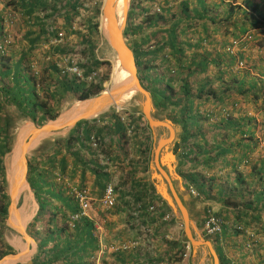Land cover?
Wrapping results in <instances>:
<instances>
[{
	"label": "trees",
	"instance_id": "trees-1",
	"mask_svg": "<svg viewBox=\"0 0 264 264\" xmlns=\"http://www.w3.org/2000/svg\"><path fill=\"white\" fill-rule=\"evenodd\" d=\"M0 3L2 45L7 34L2 16L12 0H0ZM100 5L98 0L95 23L93 13L89 21L82 23L85 26L75 32L74 45H55L53 52L40 56L77 57L80 78L68 72L60 74L53 62L48 78L44 76L46 66L44 73H35L34 61L43 52L37 50L40 43L55 37L59 30L45 33L48 30L40 24L39 30L23 34L28 38L35 32L29 37L28 46L21 42L15 46L12 41L6 49L0 47V218L3 222L10 202L2 168L7 151L3 110L6 105L15 106L26 119L41 126L58 115L65 94L82 100L103 89L111 68L109 61L96 55ZM63 30L67 33V29ZM246 33L264 48V0H131L125 28V34L132 38L128 44L142 85L150 90L157 110L171 109L170 118L181 125L180 171L187 186L192 185L199 196L226 207L227 215L220 214L225 223L221 240L215 237L222 264H250L252 259L256 264H264V149L256 156L252 153L264 141V53L253 55L251 50L242 49L248 41L243 39ZM44 35L47 37L42 39ZM234 39L240 41V47L232 53L228 48ZM206 105L214 108L205 113ZM113 117L118 118V114L114 113ZM83 123L88 124L82 121L77 127ZM146 127L135 129V145L144 152L143 170L151 149L149 134L144 132ZM92 128L88 124L85 139ZM141 130L143 135L138 138ZM72 135L68 143L75 139ZM58 142L46 154L29 158L27 179L39 205L27 227L38 243L31 264H92L91 257L98 248L92 234L93 221L85 215L71 220L79 212L78 206L55 181L58 165H66L65 158L58 157L61 153ZM104 181V171L99 170L96 183L102 187ZM150 189L153 193L154 188ZM169 242H166L169 250H179L174 251L172 259L177 262L185 246L181 242ZM221 247L226 250L227 258ZM14 252L0 235V258ZM101 264L107 261L104 259Z\"/></svg>",
	"mask_w": 264,
	"mask_h": 264
},
{
	"label": "crops",
	"instance_id": "crops-1",
	"mask_svg": "<svg viewBox=\"0 0 264 264\" xmlns=\"http://www.w3.org/2000/svg\"><path fill=\"white\" fill-rule=\"evenodd\" d=\"M70 4H76V6L71 7ZM0 5L2 4L0 3ZM94 11L93 0H12V3L7 7V12L10 14L13 13L14 20L9 24L8 32L14 44H17L15 46L20 45V42L22 45L28 46L30 44L29 37L33 36L35 32L33 35H29L28 38L27 36H23V34L27 31L39 30L41 27L40 24H42L44 29L48 30L45 33L49 32V30L51 33L53 29L59 31L67 29L68 36H65L61 40V44L69 43V45H74L77 41L75 37L76 25L78 24V29L85 26L82 23L87 22V19L89 21L90 15ZM44 37L47 36L44 35L42 39ZM49 41L50 38L40 43V47L37 50L43 52L37 54L38 62L43 61V56H40L45 52H53L57 48L49 47ZM44 46L46 47L43 48ZM124 96L125 94L120 97L123 98ZM115 104L119 107L117 101ZM86 122L93 126L92 130L89 131L87 139L85 137L87 135L86 127L88 124L84 123L81 124L78 130L75 129L76 132L81 133L80 135L76 136L72 133L75 139L71 143H68L70 131L56 136L57 139H60L58 140L57 147L59 150L61 148V153L58 154V157H64L66 163L63 166L60 164L62 168L58 165L59 169L57 168L56 174L61 175L62 179L69 182L70 185L86 186L95 195L102 193V188L106 181L109 179L114 181L117 194L116 204L110 210L97 211L102 216V221H104L102 229L98 232V237L102 241H122L139 237L142 241L141 247L134 252L108 255L103 259L107 261V264H192L194 258L198 256L199 247L202 245L197 247L193 246L189 238L185 235L184 223L180 222L178 218L174 221V224L160 223L157 219L160 217V213L163 212L162 210L157 216H151L150 214L146 215L143 210L137 209L143 201L139 199L140 192L142 193L140 190L142 184L143 186L145 184H152L155 190L158 188V185L162 184L166 189L168 188L170 194L169 186H171L176 193L179 192L181 194L183 192L185 197L182 200L187 206L190 215L195 220L196 226L198 225L200 227L202 223V211L200 213L201 215L199 214L197 217L192 215V210L189 209L187 200L190 199L196 202V199L190 196L189 193L187 194L185 181L180 175V172H178L177 168H174L172 172L176 177L165 166L152 168L153 163L150 160L151 154L149 156L148 166L143 171L139 161L141 157L135 151L136 139L134 136L120 138V135L117 133L119 131L122 132V124L119 121L113 125L109 124L107 127H101L103 125L94 122V120ZM94 133L101 143L100 148H93L89 142L90 135ZM153 134H155V131L151 129V136L154 140L155 135ZM55 135L50 136L51 139ZM123 135L125 134L123 133ZM170 150L172 153L174 152L172 148ZM179 152L180 150L176 154ZM159 168L162 169V172ZM99 170L104 171L105 176L102 187L96 183ZM212 200L197 202V205L203 204L206 205L204 207H209V204H211L213 208H217L220 214L226 216V207L217 201L210 203ZM166 208L170 209L168 205ZM170 211L173 212L171 209ZM95 217H97V214ZM191 230L193 239L199 240L201 238V229L193 227ZM195 230L197 233H195ZM161 236L162 240L160 239ZM163 236H168V240H164ZM185 239L188 241L190 248L188 251L186 250V254L182 255L179 261L174 262V251L179 250L173 248L169 250L167 248L169 245L166 242H183ZM23 248H25V245H23ZM212 248L214 251H217V255L220 258L218 250H215L213 246ZM221 248L224 249V247ZM225 251L224 249L222 253L227 258ZM209 253L211 254V252ZM250 264H256L255 260L252 259Z\"/></svg>",
	"mask_w": 264,
	"mask_h": 264
},
{
	"label": "water",
	"instance_id": "water-1",
	"mask_svg": "<svg viewBox=\"0 0 264 264\" xmlns=\"http://www.w3.org/2000/svg\"><path fill=\"white\" fill-rule=\"evenodd\" d=\"M124 18L127 17V9L129 7L130 0H124ZM116 0H102V6L100 9V22L99 32L101 35L102 42H105L110 46L112 51L115 53L119 66L127 73V75L121 80L113 83L107 89L98 92L95 95L89 96L88 98L78 100L69 107L67 110L60 112L54 119H50L37 127L34 123H27L21 128H18L14 133L12 139L6 142L7 152L4 156V170L6 180V190L9 196L10 202L7 207V218L6 225L14 231L24 233L23 236L26 238L28 245L32 244L34 247L33 252L30 256H33L37 251V242L34 238L27 234L26 228L28 223L34 217L32 216L25 219V211L18 210L17 204L24 192H27L28 197L35 203L34 193L31 185L27 180L28 162L27 156L34 155L36 149L40 146L42 141L49 138L56 133H65L72 129L79 121L87 120L95 117L101 113L107 111L123 94L134 92L141 97V109L144 116L148 120L150 127H156L158 125L168 126L170 133L167 139H162L158 142L155 148V155L164 150V153L160 156V159H156L154 163L157 167L161 165L167 167L173 175L174 169L173 161H175L174 154L171 151H167V148L171 141L174 139V133L171 130L170 123L166 121H159L153 119L151 116L155 111L152 103L150 93L142 86L138 78V68L135 60L133 51L127 44V37L125 34L126 19L122 21L118 20L114 11ZM157 154V155H158ZM168 154L169 158H165ZM7 159L11 160L9 166H7ZM162 172V169L159 168ZM176 176V175H175ZM177 177V176H176ZM171 194L168 192L166 187L162 184L158 185L157 191L167 202L169 208L177 214L184 223L185 235L189 238L194 247L199 245H205L210 250L214 264H217V255L212 248L210 242L200 238L195 240L192 237L193 224L190 218V214L180 195L176 193L173 187L169 186ZM36 209H38L36 207ZM37 211V210H35ZM25 230V232H24ZM23 245H25L23 243ZM21 245L15 253H9L0 258V264H23L28 257H24L22 254ZM32 249V248H30ZM31 259V257H30Z\"/></svg>",
	"mask_w": 264,
	"mask_h": 264
},
{
	"label": "clouds",
	"instance_id": "clouds-1",
	"mask_svg": "<svg viewBox=\"0 0 264 264\" xmlns=\"http://www.w3.org/2000/svg\"><path fill=\"white\" fill-rule=\"evenodd\" d=\"M238 1H241V0H238ZM93 2H94V9H96V5H97V3H98V0H93ZM130 5H131V0L129 1V7H128V10H127V15H128V11H129V8H130ZM101 6H102V0H101V5H100V8H99V11H100V9H101ZM94 13V12H93ZM12 16L14 17V15H13V13H8L7 12V9H6V11L4 12V14H3V16H2V21H3V24H4V29H5V31H6V35H9L10 36V34H9V30H8V27H9V24L11 23V21H13L14 20V18L11 20V18H12ZM93 17V19H92V22L93 23H95V21H96V12L94 13V15L92 16ZM126 18H128V16L126 17ZM10 21V23H8ZM99 22H100V13H99V17H98V32H99ZM126 23H127V20H126ZM125 28H126V26H125ZM81 29H78V24L76 25V28H75V31L76 32H78V31H80ZM60 31H63L64 32V37L65 36H68L67 35V33H66V31L65 30H60ZM125 31V30H124ZM57 35V34H56ZM56 37V36H55ZM55 37H53V38H55ZM63 37V38H64ZM126 37H127V35H126ZM11 38V37H10ZM53 38H51V39H53ZM50 39V40H51ZM243 39H246V40H248L244 45H242V49L243 50H245V49H247V50H251V54H253V55H257L258 53H260V52H262V53H264V48H260L259 47V45H258V43H256L253 39H251V36L248 34V33H246V34H244V36H243ZM12 40V39H11ZM12 42V41H11ZM62 43H63V41H62ZM98 43H100V47H101V45H102V43H105V42H102V39H101V35H100V32H99V40H98ZM3 44H4V42H3ZM61 44V41L58 43V44H56V45H60ZM106 44V43H105ZM127 44H128V39H127ZM8 45H10V44H8ZM8 45L5 47V49L8 47ZM107 45V44H106ZM1 46V45H0ZM49 46V45H48ZM47 46V47H48ZM51 46H55V45H51ZM51 46H49V47H51ZM128 46H129V44H128ZM97 47H98V44H97ZM97 47H96V49H97ZM108 47H109V50L111 51V52H113L112 51V49L110 48V46L108 45ZM130 47V46H129ZM240 47V41L239 40H236V39H234V40H232V42H231V45H230V47L228 48V50L230 51V52H232V53H235L236 52V50L238 49ZM43 48H45V46L43 47ZM213 48H215V47H213ZM131 49V48H130ZM215 49H217V48H215ZM132 50V49H131ZM114 53V52H113ZM262 53H260V54H262ZM108 54H109V52H108ZM97 55V54H96ZM46 57V56H45ZM43 58V61L42 62H38L37 61V58H36V60L34 61V64H35V73L37 72L38 74L40 73H42L43 72V66H46L47 67V70H46V73H49V69L51 68V64H52V61L50 60H47L46 58ZM48 57V56H47ZM55 57H58V59H60V65H57L56 63H54L53 62V64L55 65V66H57L58 67V69H60V71L62 72V73H60V74H64V72H68V73H70V74H72V72H70L69 70H67V68L68 67H70L69 66V60L72 58V57H67V56H64V57H59V56H55ZM98 57V56H97ZM99 58V57H98ZM72 59H75L76 61H77V64H78V59H77V57H73ZM99 59H101V60H107V61H109L110 62V58L109 59H103V58H99ZM136 60V59H135ZM38 63H40L41 65L39 66L38 65ZM137 64V63H136ZM239 66L240 65H242V63L240 62L239 64H238ZM79 66V65H78ZM41 67V68H40ZM80 68V67H79ZM137 68H138V65H137ZM112 69V68H111ZM39 71V72H38ZM138 71V70H137ZM73 75V74H72ZM110 75H111V71H110ZM110 75H109V77H110ZM94 75H92V77H93ZM51 78H53V80H55V81H59L58 80V77H56V76H52ZM138 78H139V80H140V82H141V79H140V74H139V72H138ZM57 79V80H56ZM89 79H91V78H89ZM109 79V78H108ZM109 80H107V81H105L104 82V85H103V89L102 90H104L105 88H106V84H107V82H108ZM141 84H142V82H141ZM143 86V85H142ZM144 87V86H143ZM145 88V87H144ZM149 93H150V95H151V98H152V103H153V106H154V108H155V111L153 112V114H152V118L153 119H156V120H159V121H161V122H163V121H166V122H168V123H170V126L173 128V130H174V128H175V130L176 131H174V139L171 141V143L169 144V146H168V150L167 151H171L170 150V148H172V145L174 144V146H177L178 147V149L177 150H175V149H173V154H174V157L176 156V158H175V161H173V166H174V168H177V170L180 168V166H181V159H180V153H181V148H180V146L178 145V140H179V137H180V134H181V130H182V128H181V125L178 123V122H176V121H174L172 118H170V116H169V112H171V109H169V110H167V111H161V112H163L164 114H165V117H161V116H159L158 114L160 113V111H158L157 110V108L155 107V105H154V100H153V97H152V94H151V92H150V90H148L147 88H145ZM101 90V91H102ZM65 95H70L69 93L68 94H65ZM95 95V94H94ZM73 99H75L74 97H73V95H70ZM92 96V95H91ZM134 96L135 97H139V98H141L138 94H134ZM88 98V97H87ZM142 100V99H141ZM141 100L139 101V107H137V108H134V106H131L132 107V109H130L129 108V105H126V106H124V107H116L115 105H112L107 111H105L104 113H101V114H99V115H96L95 117H93V118H90V119H87V120H81V121H79L78 123H80V122H82V121H89V120H94V122H96V123H98V124H102L103 126H101V127H107V126H109V124L111 125H113L114 123H116L117 121H119L121 124V128H122V132H120L119 131V135H120V138L122 139L123 137H126V138H129V137H131V136H134L135 137V129H136V127H146L147 128V130L146 131H144L145 132V134H149V138H150V143H151V149H150V151H149V153L147 154V158L145 159L146 161V165H145V167H147L148 166V160H149V156H150V153H151V151H152V141H153V139H152V136H151V129H153L154 131H156L157 129H167V131H168V135H165V136H162V137H159V140H158V142L160 141V140H162V139H167L168 138V136H169V133H170V129H169V127L168 126H164V125H158V126H156V127H150L149 126V124H148V120H147V118L144 116V114H143V112H142V107H141ZM78 100L77 99H75V101H74V103L73 104H75V102H77ZM72 104V105H73ZM71 105V106H72ZM70 106V107H71ZM205 107V113H208L212 108H214V107H211V106H208V105H206V106H204ZM68 109V108H67ZM67 109H65V110H67ZM65 110H63V111H65ZM63 111H61V112H63ZM213 111V110H212ZM114 113H117L118 114V118L117 117H113V114ZM58 114H60V111H59V113ZM22 118H24V119H26L25 118V116H24V114H23V116H22ZM55 118V117H54ZM54 118H52V119H54ZM214 118H215V116H213V117H211V121L212 120H214ZM50 120V119H49ZM48 121V120H47ZM29 122H31V123H34L33 121H31V120H29L28 119V121L24 124V125H26L27 123H29ZM77 123V124H78ZM127 123L130 125V126H132V128H131V131L130 132H128V129H129V126L127 125ZM147 123V124H146ZM35 124V123H34ZM77 124L73 127V129H70L69 131H70V134H72V131H74L75 129L76 130H78V128L80 127H77ZM24 125H22V126H20L19 128H21V127H23ZM36 125V124H35ZM37 126V125H36ZM37 127H40V126H37ZM75 130V131H76ZM17 131V130H16ZM68 131V132H69ZM125 134V135H123L122 136V134ZM60 134H64V133H60V132H58V133H56V135H55V137L53 138V144H51L50 146H49V148L48 149H46L45 151H43V153H37L36 151H35V154L34 155H28L27 156V162H28V169H29V158L30 157H37V156H41V155H44V154H46L47 152H49V151H51L53 148H54V146H55V144H56V141H58V140H60V139H57L56 138V136L57 135H60ZM70 134H69V136H70ZM14 135V134H13ZM142 135H143V130H141L140 131V133H138V138L139 137H142ZM91 137H94L95 138V141H96V145L94 146L93 145V142H92V140H91ZM10 138L11 137H9V139H8V137H7V140H6V142L8 141V140H10ZM49 138H51V137H49ZM48 139V138H47ZM46 139V140H47ZM89 142H90V144L92 145V147L93 148H100L101 147V143H100V141H99V139L96 137V135H95V133L94 134H91L90 135V137H89ZM158 142H157V144H158ZM259 143H261V149L260 150H263L264 149V141H260ZM6 144V143H5ZM171 146V147H170ZM135 147H136V145H135ZM142 149V147L141 148H137L136 147V149H135V151H136V153L137 154H139L140 155V157H141V159L139 160L140 161V164L142 165V170H143V159H144V152L141 150ZM37 150V149H36ZM180 150V152L178 153V154H176V152L177 151H179ZM7 152V151H6ZM154 153H155V151H154ZM164 153V150H161L160 151V153L157 155V160L158 159H160V156L162 155ZM6 154V153H5ZM5 154H4V156H5ZM4 156H3V160H2V168H3V164H4ZM254 156V155H253ZM179 159H180V162H179ZM154 160H155V158H154ZM247 159H245L244 160V162L247 164ZM154 165H155V167H157V165L154 163ZM162 166V165H161ZM164 166V165H163ZM167 168V167H166ZM3 170H4V168H3ZM5 171V170H4ZM144 171V170H143ZM173 171H174V169H173ZM178 172H180V175L182 176V178L184 179V181H185V178H184V175H183V172H181L180 170H178ZM27 173H28V170H27ZM56 174V173H55ZM27 176V175H26ZM28 180V179H27ZM55 181L56 182H58L61 186H62V188L65 190V193L67 194V195H70V196H72L73 197V199H74V201L76 202V204H77V206H78V209H79V212L78 213H76V214H74L72 217H71V220H77L79 217H81L82 215H85V216H87L89 219H91L92 221H93V230H92V234L96 237V239H97V243H98V248H97V250H96V252H95V254H94V256H92L91 257V261H93V263L92 264H99V262L101 261V260H103V258L105 257V256H108V255H118V254H122V253H129V252H134V251H136V250H138L140 247H141V243H142V241H141V238H139V237H133V238H129V239H127V240H122V241H102V240H100L99 239V237H98V232L102 229V227H103V223H104V221H102V216L101 215H99V212H97L98 210H110V209H112V208H114L115 207V204H116V201H115V204H114V206L113 207H111V208H109V209H104V208H102L100 205H99V199L100 198H102V196H103V193H104V190H105V187H106V185L108 184V183H111L112 185H113V187H114V192H115V199L117 200V194H116V185H115V183H114V181H112L111 179H109L108 181H106L105 183H104V185H103V188H102V193L101 194H97V195H95V193H93V191L91 190V189H88L86 186H78V185H76V186H74V185H70V183L69 182H67V181H64L63 179H62V177H61V175H59V174H56V178H55ZM5 182H6V180H5ZM29 182V181H28ZM61 182V183H60ZM150 187H152V188H154L153 189V193H152V190L150 189ZM32 188V187H31ZM140 190L142 191V193L140 192V198L139 199H142L143 201H142V203L137 207V209H139V210H143V212H145V214L146 215H148V214H150L151 216H157L160 212H161V210L163 211V212H161L160 213V217L157 219V221L158 222H160V223H166V224H174V221L178 218L179 220H180V222H183L182 220H181V218L177 215V214H175V212H171L170 211V209H168V208H166V206L168 205L167 204V202L163 199V197L160 195V193L157 191V193L160 195H156V190H155V187H153L152 186V184H145L144 186H143V184H142V186H140ZM185 188H186V191H187V193H189V195L190 196H193L195 199H196V202H203V201H205V200H207V199H205V198H203V197H201V196H199V193H198V191L196 190V188L195 187H193L192 185H189V186H185ZM84 189H86V190H88L89 191V193H90V195H91V197H92V201H91V207L90 208H88V209H86V210H84L83 211V209L81 208V206H80V204H79V202H78V200H77V198L75 197V191H79V190H84ZM146 189H148V190H146ZM167 190H168V188H167ZM33 191V190H32ZM192 191H194V192H192ZM34 193V192H33ZM6 194H7V190H6ZM9 197V196H8ZM34 197H35V195H34ZM200 197V198H199ZM36 199V198H35ZM182 199V198H181ZM10 200V199H9ZM214 200V199H213ZM183 201V200H182ZM215 201V200H214ZM139 202H141V200H139ZM36 204H37V208L39 209V205H38V202L36 201ZM185 204V203H184ZM187 207V206H186ZM38 209H36L37 211H36V213H35V215H34V217L36 216V214H37V212H38ZM188 209V208H187ZM85 212V213H84ZM189 212V211H188ZM203 214L201 215L202 216V223L200 224V227L197 225L196 226V223H195V220L193 219V217L190 215V218H191V221L193 220V222L194 223H192L193 224V227H196V228H200L201 229V231L200 230H198V231H200V235H201V238L203 239V240H205V241H208V242H210V244L215 248V250H216V246L214 245V243L212 242V240L210 239V237H218V239H220L221 240V238L219 237V236H221V234H222V232H223V225L225 224L224 223V219L221 217V215H220V213L218 212V211H216L215 210V208H213L211 205L209 206V207H205V209H204V211L202 212ZM96 214H97V217H95L96 216ZM190 214V213H189ZM209 214H213V215H215L216 217H218L220 220H221V230H220V232H218L217 234H213V235H208L206 232H205V228H204V224H205V221H206V219H207V217H208V215ZM99 215V216H98ZM166 215H168V218L167 219H165V216ZM33 217V218H34ZM7 218V217H6ZM32 218V219H33ZM32 219H31V221H32ZM30 221V222H31ZM29 222V223H30ZM5 223H6V219H5ZM29 223H28V225H29ZM28 225H27V227H28ZM73 225V223H72V221H70L69 222V226L71 227ZM191 229H193V228H191ZM13 230V229H12ZM149 230V229H148ZM150 231V230H149ZM26 232H27V234L28 235H30L29 233H28V231H27V228H26ZM248 233H250L251 234V232L250 231H248ZM32 238H34L32 235H30ZM35 239V238H34ZM161 240H162V236H161V238H160ZM163 239L164 240H168V236L166 237V236H163ZM36 241V240H35ZM37 242V241H36ZM181 243H183L184 244V246H185V252L182 254V255H185L186 254V250L188 251V249L190 248V245H189V243H188V241L185 239L183 242H181ZM124 244H127L128 245V247L127 248H124L123 247V245ZM37 245H38V243H37ZM111 247H114V248H116V249H112ZM37 251H38V246H37ZM37 251H36V253H37ZM102 251V252H101ZM16 252V251H15ZM14 252V253H15ZM217 252V251H216ZM35 253V254H36ZM9 254V253H8ZM6 255V254H5ZM4 256V255H3ZM219 261H220V263L219 264H222V262H221V259L219 258Z\"/></svg>",
	"mask_w": 264,
	"mask_h": 264
},
{
	"label": "rangeland",
	"instance_id": "rangeland-1",
	"mask_svg": "<svg viewBox=\"0 0 264 264\" xmlns=\"http://www.w3.org/2000/svg\"><path fill=\"white\" fill-rule=\"evenodd\" d=\"M124 4H125L124 0H119L117 2V4L115 5L114 11H115L116 16L118 17L119 21H122V19L124 18ZM124 19L127 20L126 17ZM127 39H128V42H130L132 40V38L130 36H127ZM108 52H109V54H108ZM96 54H97V56L99 58H103V59H109L110 58L111 59L110 60V68H112V69H110L111 75H110V77L108 79L109 81L106 84V87H108L109 83H111L112 80H114L116 78V75L120 72L119 64H118L117 59L115 58L113 52H111L109 50V47L106 44L102 43V45L100 47V43H98V47L96 49ZM44 76H46L48 78V76H50V75H48L47 73H44ZM129 93H126L128 95H131L129 98L124 99V98L120 97L117 100V102L119 103V107H124L126 105H129L130 109H132L131 106H134V108L139 107L138 104H139V101L141 100V98L134 97V94H132V93L129 94ZM74 101H75V99H73L70 95L63 96L62 99H61V104L59 106V111L61 112V111L65 110V109L69 108L74 103ZM158 115L161 116L162 118L165 117V114L163 112H160ZM255 115L259 118L258 114L255 113ZM22 116H23V114L20 113L15 106H9V105L5 106V108L3 110V117H4V120H5V123H6V135H7L8 139H9V137H11L10 139H12L13 134L16 132V130L21 125H24L28 121V119L22 118ZM114 129H115V126H114ZM174 131H176L175 128H174ZM72 133L75 134L76 136L81 134L79 132H76L75 130L72 131ZM167 133H168L167 129L166 130L165 129H157L155 131V134H153V135H155V138L152 141V151L150 153L151 154L150 160H151V163H153L152 164V168H155L154 158H155V156L157 158V155H155L154 151H155V148L157 147V142L159 140V137L168 135ZM82 137H83V135H82ZM52 142H53V139L48 138L47 140H45L37 148L36 152L37 153H43V151L48 149L49 146L51 144H53ZM116 148H117V146H116ZM172 148L175 149V150L178 149V147L174 146V144L172 145ZM260 149H261V143H259L258 146L254 147V152H252L254 154V156H256V154L259 151H262ZM3 168H4V166H3ZM178 170H180V168ZM4 175H5V171H4ZM185 186H187L186 182H185ZM5 188H6V184H5ZM36 201L37 200L35 199V203H36ZM187 202H188L189 209L192 210V215L195 216V217L199 216L201 211L202 212L204 211V209H205L204 206H206V205H203V204L197 205L198 204L197 202H195V201L193 202L190 199H188ZM210 203H214V200H212ZM209 205H211V204H209ZM17 208H18V210L27 212V213H25V214H27V217H29L32 214V212L33 213L36 212L35 211L36 210V205H34V201L31 200L28 197L27 192H24L21 195V197H20V199L18 201V204H17ZM214 208L217 211V208L216 207H214ZM28 213H30V214L28 215ZM192 223H194L193 220H192ZM195 233H197L196 230H195ZM0 235H1V239L2 240H4L10 246L13 247L14 251L18 250V248L21 245H23V243L25 244V247L27 245L28 251H32V249H30V248H32V244L28 245L26 242H24L25 240H24L23 236L21 234H19L18 232L12 230L10 227H8L6 225V223H5V221L3 222L1 220V218H0ZM210 239L212 240V242L214 243V245L217 248L216 238L215 237H210ZM208 250L209 249L205 245H202L201 247H199L198 256L194 258V260L192 261V264H214V258L209 253L210 251L208 252ZM215 253L217 255L216 251H215ZM35 255L36 254H34L33 256H30L31 259H30V257H28V260L26 259L25 263H23V264H31ZM217 258H218L217 264H219L220 261H219L218 255H217ZM101 261L99 262V264H101ZM241 262H242V260H240V263Z\"/></svg>",
	"mask_w": 264,
	"mask_h": 264
},
{
	"label": "built area",
	"instance_id": "built-area-1",
	"mask_svg": "<svg viewBox=\"0 0 264 264\" xmlns=\"http://www.w3.org/2000/svg\"><path fill=\"white\" fill-rule=\"evenodd\" d=\"M13 18L14 17L12 16L11 20ZM8 23H10V21ZM73 28H74V26H73ZM63 37H64V32L58 31L56 37L51 39L49 41L48 45L51 46V45L58 44L63 39ZM11 41L12 40H11L10 36L6 35L5 39H4V44H2L0 47L2 49H5V47L11 43ZM52 57L48 56V57H46V59L49 61L51 60L52 62L56 63L57 65H60V62H59L60 59H58V57H53V58ZM33 66L35 67V64H33ZM69 66L70 67H68L67 70L72 72L73 75H75L77 78H80L82 76L81 69L79 68L77 61L75 59L71 58L69 60ZM91 77L92 76H90L89 78H91ZM127 125L129 126L128 132H130L132 126H130L128 123H127ZM91 140L93 142V145L95 146L96 145L95 138L91 137ZM192 192H194V191H192ZM75 197L77 198V200H78L81 208L83 209V211L91 207L92 197H91L88 190L84 189V190L75 191ZM115 201H116V199H115L114 187L111 183H108L105 187L102 198L99 199V205L104 209H109V208L114 206ZM167 218H168V215L165 216V219H167ZM204 228H205V232L208 235L217 234L221 230V220L218 217H216L215 215L209 214L206 221H205ZM123 247L127 248L128 245L124 244ZM111 248L116 249L114 247H111Z\"/></svg>",
	"mask_w": 264,
	"mask_h": 264
},
{
	"label": "bare ground",
	"instance_id": "bare-ground-1",
	"mask_svg": "<svg viewBox=\"0 0 264 264\" xmlns=\"http://www.w3.org/2000/svg\"><path fill=\"white\" fill-rule=\"evenodd\" d=\"M119 0H116V4H117V2H118ZM108 46V45H107ZM114 54V56H115V58H116V55H115V53H113ZM117 59V58H116ZM117 62H118V64H119V61L117 60ZM120 67V66H119ZM127 75V73L120 67V72L116 75V78L114 79V80H112V82L111 83H109V85H108V87L110 86V85H112L113 83H115V82H117V81H119V80H121L122 78H124L125 76ZM108 87H106L105 89H107ZM135 94L134 92H130L129 94ZM131 95H128V94H125V96L123 97L124 99H127V98H129ZM135 97V96H134ZM116 107H118L116 104H114ZM22 126V125H21ZM171 130H172V132L174 133V130H173V128L171 127ZM165 158H169V155L168 154H166L165 155ZM11 163V160H8L7 159V166H9V164ZM25 203V202H24ZM23 203V204H24ZM30 213H28V215H29ZM33 214V213H32ZM32 214L30 215V216H32ZM26 215V214H25ZM29 216V217H30ZM25 219H28V217L26 216L25 217ZM24 232H25V230H24ZM26 233V232H25ZM22 236H23V234L24 233H20ZM23 238H24V236H23ZM24 242H26L27 244H28V242H27V240H26V238H24ZM17 246V245H16ZM34 247H36V246H33L32 247V251H28V249H27V245H26V247L25 248H23L22 249V254L24 255V257H28V256H30L31 255V253L33 252V250H34ZM216 261H217V259H216ZM217 263V262H216Z\"/></svg>",
	"mask_w": 264,
	"mask_h": 264
},
{
	"label": "flooded vegetation",
	"instance_id": "flooded-vegetation-1",
	"mask_svg": "<svg viewBox=\"0 0 264 264\" xmlns=\"http://www.w3.org/2000/svg\"><path fill=\"white\" fill-rule=\"evenodd\" d=\"M179 193V192H178ZM180 197L184 199L185 195L183 193H179ZM185 201V200H184ZM187 203V202H186Z\"/></svg>",
	"mask_w": 264,
	"mask_h": 264
}]
</instances>
